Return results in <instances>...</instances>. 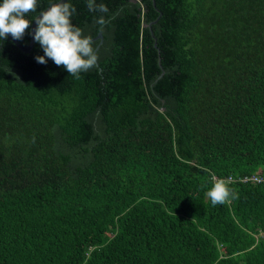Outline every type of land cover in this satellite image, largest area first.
<instances>
[{"label": "trees", "instance_id": "16d2710c", "mask_svg": "<svg viewBox=\"0 0 264 264\" xmlns=\"http://www.w3.org/2000/svg\"><path fill=\"white\" fill-rule=\"evenodd\" d=\"M70 2L78 79L0 39V264H264V0Z\"/></svg>", "mask_w": 264, "mask_h": 264}, {"label": "clouds", "instance_id": "9594fccd", "mask_svg": "<svg viewBox=\"0 0 264 264\" xmlns=\"http://www.w3.org/2000/svg\"><path fill=\"white\" fill-rule=\"evenodd\" d=\"M87 7L90 12L101 14L95 22L103 31V26L109 22L104 16L108 13L107 6L103 3L97 4L96 0H87ZM37 8L38 0H2L0 39H6L8 34L15 40L23 39L31 24L25 17L37 13ZM75 11L70 0L67 2L56 0L37 13L33 20L37 25L34 40L44 52V56L35 57L36 61L46 64L47 59H50L78 79L81 72H86L96 65L98 56L93 48L92 38L85 36L80 27L73 25L71 18ZM212 179L214 184L207 192V196L213 205L223 204L230 195L227 182L214 175Z\"/></svg>", "mask_w": 264, "mask_h": 264}, {"label": "water", "instance_id": "95a60500", "mask_svg": "<svg viewBox=\"0 0 264 264\" xmlns=\"http://www.w3.org/2000/svg\"><path fill=\"white\" fill-rule=\"evenodd\" d=\"M62 2H67V0H62ZM149 26H150V25H149ZM36 27H37V25H36V22H35V20H34L32 26H31V37H32V38H31V42H30V45L27 46V47H23V46L19 43V41L13 39V37H12L10 34H8L7 36H8V37L11 39V41H12L16 46H18L23 52L28 53V52L31 51V49H32V47H33V45H34V41H35V40H34V33H35V29H36ZM98 38L102 39V33H101V32L99 33Z\"/></svg>", "mask_w": 264, "mask_h": 264}, {"label": "built area", "instance_id": "2783aa9c", "mask_svg": "<svg viewBox=\"0 0 264 264\" xmlns=\"http://www.w3.org/2000/svg\"><path fill=\"white\" fill-rule=\"evenodd\" d=\"M256 181V182H258V183H260V182H262V181H264V179H262V177H251V178H248V177H246V178H242V181H244V182H246V181Z\"/></svg>", "mask_w": 264, "mask_h": 264}]
</instances>
